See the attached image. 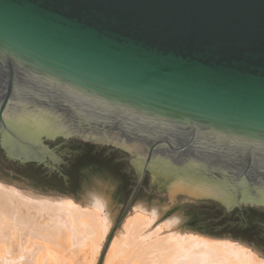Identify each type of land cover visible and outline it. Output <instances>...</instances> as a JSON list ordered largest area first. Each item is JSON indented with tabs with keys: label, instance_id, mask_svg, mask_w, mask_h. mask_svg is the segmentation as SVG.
Masks as SVG:
<instances>
[{
	"label": "water",
	"instance_id": "obj_1",
	"mask_svg": "<svg viewBox=\"0 0 264 264\" xmlns=\"http://www.w3.org/2000/svg\"><path fill=\"white\" fill-rule=\"evenodd\" d=\"M0 84L10 156L62 175L78 142L124 160L87 167L124 204L101 259L141 197L205 231L214 205L264 206V0H0ZM29 168L0 166L38 182Z\"/></svg>",
	"mask_w": 264,
	"mask_h": 264
},
{
	"label": "bare ground",
	"instance_id": "obj_2",
	"mask_svg": "<svg viewBox=\"0 0 264 264\" xmlns=\"http://www.w3.org/2000/svg\"><path fill=\"white\" fill-rule=\"evenodd\" d=\"M85 188L81 204L71 198L32 196L0 182V264H20L19 258L49 264L48 252L73 257L85 249L90 252L88 264H95L112 224L111 200L104 178L93 176ZM164 209L158 204L133 206L121 232L111 238L103 264H264V258L236 241L181 233L178 215L151 229ZM12 236L22 240L15 260L6 247Z\"/></svg>",
	"mask_w": 264,
	"mask_h": 264
},
{
	"label": "rangeland",
	"instance_id": "obj_3",
	"mask_svg": "<svg viewBox=\"0 0 264 264\" xmlns=\"http://www.w3.org/2000/svg\"><path fill=\"white\" fill-rule=\"evenodd\" d=\"M88 169L91 171V173H87ZM95 175L99 178L100 177L104 178L107 181V185L109 186L108 194L111 200V204L109 207V215L113 218L112 224L110 225V228H109V232H110L111 228L113 227L116 220L120 216L124 208V204L122 202V199H121V196H120V193H119V190L116 184L113 182L111 178H109L106 174L102 172H99L97 170H93L87 167L83 168L80 171L78 188L75 190V192L67 193V194L56 191L48 187H45L43 185L37 184L27 179L18 177L16 175L10 174L1 169H0V182L5 185L12 186L20 190L21 192L27 193L32 196H47V197H53V198H57V197L71 198L72 200L83 204L82 196L86 190L85 187L93 181V176ZM138 204H145L147 205V207H152L154 204H158V205L165 207L164 213L157 220H155L151 229L157 226V224H159L160 222H163V220L174 217L175 215H178L182 218L179 224V229L181 233H186V232L195 233L201 236L210 237L203 233V231L206 232L205 230L198 228L189 219L187 214L181 209L180 206L171 202L167 198L158 197V196H146V197L138 198L133 202L132 206L129 208L126 215L133 213V206L138 205ZM122 221L114 229L111 238L114 235L119 234L121 232ZM109 232L107 233V235L109 234ZM106 238L107 236L102 242L101 250L97 256V260L95 264L104 263L105 255L107 253L108 248L106 249L105 254L103 255L102 259H101V252L103 250ZM227 239H230V240H233V241H236L238 243L245 245L246 247L253 250L258 256L264 258V249H262L258 245L252 242L243 240V239H239V238H236V239L227 238ZM20 243H22V240L18 239V236L17 237L12 236L11 239L7 241L6 247L10 249V252H11L10 255L13 257L14 260L18 259L20 256L19 250H18L19 248H17L20 245ZM48 253H46V256L49 259V264H88L89 259H90V252L88 249L79 251L73 257L65 256L61 252L56 253V255L55 254L51 255L50 252ZM19 260H20V264H31L27 260H22L21 258H19Z\"/></svg>",
	"mask_w": 264,
	"mask_h": 264
},
{
	"label": "trees",
	"instance_id": "obj_4",
	"mask_svg": "<svg viewBox=\"0 0 264 264\" xmlns=\"http://www.w3.org/2000/svg\"><path fill=\"white\" fill-rule=\"evenodd\" d=\"M77 145L79 146L78 149L80 150L77 154V157L79 159H82V162H73L69 165V170L67 174H57L54 172L50 173H44L39 168L30 167L29 169L35 173L36 177L34 178L37 184H39L42 181H45L43 185L47 186L48 188L61 190L63 187L74 184L75 177L80 175V171L90 166H95V164H98L100 161H104V163H109L111 166H116L117 170L119 165L121 166L124 163V160L121 158V156H114L113 153H108L104 150V148H99L98 146L91 144V143H82L78 142ZM105 151V152H104ZM91 159V160H89ZM78 160V159H77ZM118 165V166H117ZM71 166V167H70ZM87 173H91V171L88 169ZM124 172H121L122 177H124ZM87 175V174H86ZM48 180L56 181V184L54 182H49ZM48 182V183H46ZM59 184V186H58ZM135 185V184H134ZM134 185L131 186V191L134 187ZM61 186V187H60ZM130 191V192H131ZM215 208V218L212 219L214 223L213 230L212 231H206L203 233L214 238H239V237H251V238H259L260 235L254 230L253 226H240L238 224L236 225H227L226 224V217L228 214H225L222 212L219 206L214 205ZM232 214V213H231ZM262 238V237H261ZM260 239V238H259ZM263 239V238H262Z\"/></svg>",
	"mask_w": 264,
	"mask_h": 264
},
{
	"label": "flooded vegetation",
	"instance_id": "obj_5",
	"mask_svg": "<svg viewBox=\"0 0 264 264\" xmlns=\"http://www.w3.org/2000/svg\"><path fill=\"white\" fill-rule=\"evenodd\" d=\"M3 86L4 84H0V100L4 96ZM0 166H11V167H20V168L36 167L39 168L44 173L46 172L50 173L43 165V163H38L37 161H23L21 158L12 157L9 154H7L2 146L1 137H0ZM54 173L57 172L54 171ZM218 206L225 214L233 213V216L230 219V223L232 225L238 224L240 226H253L254 230L260 235V237L264 238V206L249 205L247 207H243L241 211H239V209L235 207L230 212H225L224 208H222L219 204Z\"/></svg>",
	"mask_w": 264,
	"mask_h": 264
}]
</instances>
